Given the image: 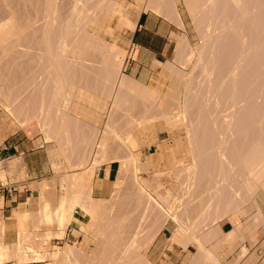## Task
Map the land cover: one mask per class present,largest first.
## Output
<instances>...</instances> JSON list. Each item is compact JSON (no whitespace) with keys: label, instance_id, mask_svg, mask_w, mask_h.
Returning <instances> with one entry per match:
<instances>
[{"label":"bare ground","instance_id":"1","mask_svg":"<svg viewBox=\"0 0 264 264\" xmlns=\"http://www.w3.org/2000/svg\"><path fill=\"white\" fill-rule=\"evenodd\" d=\"M183 1L198 43L193 45L187 33L177 36L175 58L156 62L162 67L159 78L175 79L169 93L183 88L180 101L171 94L162 96L159 85H145L124 72L129 51L119 31L124 26L135 29L128 10L137 5H126L124 0H0L4 113L20 127L39 125L46 140L56 138L63 147L71 142L75 148L71 152L69 146L68 153L76 158L70 163L79 167L60 176L64 193L57 204L41 191L35 219H31L38 225L37 218L42 220L48 208L46 213L55 215L50 234L61 237L72 222L74 207L79 206L88 216L79 228L93 235L103 251L96 260L71 243L55 246L53 251L38 250L43 243L38 237L45 234L23 224L17 240L8 243L3 223L0 264L10 260L32 264L34 259L52 264H154L148 250L166 227L172 231L169 240L184 248L189 243L197 246L184 264H223V245L264 226V0ZM143 3L146 10L154 9L187 29L176 0ZM85 91L102 94L105 107L109 101L101 132L85 121L86 116L97 115L95 108L75 103L70 109L62 104L65 92L97 103L98 98L85 96ZM158 119L172 127L183 125L190 141L193 161L171 170L180 178L177 195L170 188L168 195L159 192L158 177L165 171L154 174L156 187L139 176L142 152L136 129ZM69 155H65L67 161ZM82 157L90 163L84 170ZM104 160L119 162L118 175L111 195L95 198L93 178L87 172ZM0 179H6L1 166ZM149 186L155 187L153 192ZM118 193L126 195L125 202L116 200ZM171 198L181 206L176 207ZM250 201L253 212L246 208ZM121 206L126 207L121 214L120 209L114 211ZM137 213L147 225L136 226ZM241 214L248 215L246 222L240 221ZM226 218L235 226L222 233L217 224ZM26 249L38 251L26 255ZM247 251L243 247V254Z\"/></svg>","mask_w":264,"mask_h":264},{"label":"crops","instance_id":"2","mask_svg":"<svg viewBox=\"0 0 264 264\" xmlns=\"http://www.w3.org/2000/svg\"><path fill=\"white\" fill-rule=\"evenodd\" d=\"M124 2L126 5H137V8L132 6L133 8L130 7L128 10L130 19L136 24L135 29L126 28V32L121 34L129 51L124 72L145 85H149L154 75L160 72V65H156V62L165 63L173 60L179 42L177 36H182L184 33L189 35V32L187 29L184 30L177 26L174 21L164 14L155 12L154 9L146 10L144 8L145 4H141L142 0H124ZM183 20L187 28L186 20L184 18ZM93 111H96L94 113L97 115L89 117L91 120L85 121L89 125L97 126V129H100L104 125L102 124L104 116L101 115L103 112L100 109ZM98 121L100 122L99 125ZM44 136L43 131L37 124L19 126L16 129L9 130L6 125L0 123V166L6 176L5 180H0L4 184L8 183L16 187V190H13L0 186V219L3 221L1 223H5L4 239L8 243L17 240L22 224L25 229H31L33 220L30 219L35 217L31 213L35 212V206L40 202L42 190L47 193L52 203L57 204L59 202L60 176L72 171L70 170L71 163L69 165L67 163L69 158L67 156L66 159L65 155H69V146H71V149L73 148L72 150L69 149L73 152L75 145L64 143L65 149L60 140L53 138L46 140ZM51 139L53 140L51 141ZM184 142V137L162 135L148 138V140L144 138L141 143L139 141L138 151L142 152L139 163L141 167L139 176L151 185H154V174H156L157 169L165 171L168 176H175V173L171 172L174 167L173 160L177 161L181 157L183 149L181 145ZM52 147L53 149H51ZM60 147L61 150L59 151ZM71 156L69 155L70 158L73 157L71 161L74 162L76 155ZM118 169L119 162L117 160L103 162L95 168L93 178V196L95 198H104L111 195L115 187L114 182L117 179ZM172 181L174 183V179ZM79 209L78 207L75 209L72 222L62 240L76 238V235L81 231L79 226L84 221L85 215ZM234 226L235 224L228 218L217 224L222 233L228 232ZM171 235L172 231L166 227L149 248L148 255L154 264L158 263V257L163 256L172 258L164 260L166 263L162 264H179V260L173 257L183 255L185 249L189 247V245L184 249L178 246L166 247L165 245ZM195 247L196 250L197 246L195 245ZM243 247L248 249L245 254H243ZM194 251H191L190 254ZM220 252L223 264H264V226L258 228L253 235H247L244 239H238L236 242L226 243L220 248ZM4 264H14V262L8 261Z\"/></svg>","mask_w":264,"mask_h":264},{"label":"rangeland","instance_id":"3","mask_svg":"<svg viewBox=\"0 0 264 264\" xmlns=\"http://www.w3.org/2000/svg\"><path fill=\"white\" fill-rule=\"evenodd\" d=\"M143 1V0H142ZM176 2H177V4H178V7H179V10H180V12H181V15H182V17L186 20V23H187V30H188V32H189V38H190V41H191V43L193 44V45H196L197 43H198V39H197V37H196V35H195V31H194V27H193V25H192V21H191V18H190V16H189V14H188V11L186 10V6H185V3H184V1L183 0H176ZM117 20H115L114 21V26H116V24H117V22H116ZM126 28H128V27H126V26H124V28L123 29H120V31H119V34L121 35L123 32H126ZM125 65H126V63H125ZM188 69V68H187ZM162 70V67L160 66V71ZM159 74H160V72L159 73H157V74H155L154 75V77L152 78V81H151V83L149 84V85H159V88H160V91H161V94H162V96H165V95H168V94H171V95H173V96H175V97H178L179 99H180V101H182L183 99V97H184V92H183V88H177L176 89V92H174V93H169L170 91H169V88L173 85V83H174V78H168V77H164V78H159ZM160 79V80H159ZM159 83V84H158ZM162 84V85H161ZM168 86V87H167ZM179 89V90H178ZM85 92H87V93H85L84 95L85 96H95L96 98H98L97 99V103H90L89 102V100H87V99H78V96H77V94L76 95H74V96H70L69 94H68V92H65L64 94H63V96H62V104H63V106H68L70 109H72L73 107L72 106H74L75 105V103H80V106L81 107H89V108H95V109H100V110H102V112H103V115H104V121L102 122V124H104L103 125V127L105 126V123H106V121H107V119L106 118H108V108L110 107L108 104H109V101L106 99V102H107V104H106V107L104 106V100H105V98H104V96L101 94V95H98V91H85ZM93 92H95V93H93ZM176 93V94H175ZM91 94V95H90ZM100 94V93H99ZM98 96V97H97ZM101 98V99H100ZM64 99V100H63ZM102 99H103V101H102ZM102 102V103H101ZM82 105H84V106H82ZM1 106H3V105H1V103H0V123L2 122L3 123V121H4V123H3V125H6L7 127H8V129L9 130H13V129H16V128H18L19 126H18V123L17 122H15V120L12 118V117H8V115H6L5 113H4V106L3 107H1ZM106 108V109H105ZM107 111V112H106ZM4 118V119H3ZM89 119V116H86L85 117V120H88ZM12 120V121H11ZM14 124H13V123ZM12 124V125H11ZM10 125V126H9ZM16 125V126H15ZM183 125H181L180 123L178 124V125H174L173 127H172V123L171 124H169L165 119H158L157 121H155V122H153L152 124H146V125H142L140 128H137L136 129V131L137 132H139L140 133V137H139V141H142V139H144V138H149V139H151V138H154V137H156V136H158V135H162V136H171V137H184V144L183 145H181L182 146V154H181V157L176 161V160H173V163H174V167L171 169V170H173V171H175L176 169L178 170L179 168H181V167H183L184 165H186V164H188L189 162H191V161H193V156H192V154H191V152H190V147H189V145H190V141H189V138H188V136H186V130H185V127L183 126ZM12 127H13V129H12ZM103 127H101L100 129H98L97 131L99 132V130H100V132H101V129H103ZM142 128V129H141ZM151 129V130H150ZM177 130V131H176ZM184 130V131H183ZM44 133V132H43ZM100 134V133H99ZM54 139V138H53ZM56 139V138H55ZM71 143V142H70ZM69 142H68V144H70ZM72 144V143H71ZM187 148V149H186ZM85 154H87V152H85L84 153V155ZM89 154V153H88ZM95 154V156L98 154V153H93V155ZM74 155H76V154H74ZM73 154H72V156H74ZM83 155V153H82V156H84ZM87 156V155H86ZM86 156H84V157H86ZM98 156H99V154H98ZM92 157V153H91V155H90V158ZM83 158V157H82ZM84 160H85V162H84V164L83 165H81V169L82 170H84V169H87L88 167H89V164L90 163H88V160H86L85 158H83ZM69 160V159H68ZM105 161V160H104ZM69 163L70 162H72L71 161V158H70V161H68ZM89 162H90V160H89ZM105 162H107V161H105ZM103 163V162H102ZM176 163V164H175ZM101 164V163H100ZM99 164V165H100ZM139 165V164H138ZM98 166V165H97ZM96 166V167H97ZM70 167H71V169H73L74 167H72L71 165H70ZM85 167V168H84ZM96 167H94V168H96ZM78 168L79 167H75L73 170H72V172L73 171H75V170H78ZM139 169H140V166H139ZM93 170V171H92ZM91 171V172H90ZM90 171H88L87 173L92 177V178H94V174H95V169H91ZM140 171H141V169H140ZM158 171H160V170H156L155 172L157 173ZM172 171V172H173ZM92 172H94V173H92ZM92 173V174H91ZM175 173V172H174ZM175 175H177V174H175ZM155 177V176H154ZM177 177H178V175H177ZM176 176H168V174H166V172L161 176V177H158V178H160L161 180L159 181L160 182V187L158 188L159 189V192H161L162 194H164V195H168V188H170V189H172V191H173V194H178L180 191H181V186L179 185L180 183V178H177ZM174 179V183H172L173 180ZM142 181H144V179H141ZM178 180V181H177ZM179 183V184H178ZM154 186L156 187L157 186V184H156V182H154ZM154 187V188H155ZM148 188H150V186L148 187ZM153 188V186H151V188L150 189H152ZM153 188V189H154ZM153 189H152V192H153ZM64 192L63 191H59L58 192V194L61 196V194H63ZM119 194V193H118ZM122 194V193H121ZM121 194H119L120 196H117L116 197V200L119 202V200L121 201V202H119L120 204L121 203H123V202H125V200H126V195L123 193V195L124 196H122ZM119 198V199H118ZM122 198V199H121ZM125 198V199H124ZM171 202H173V204H175L176 205V207H180L181 206V204L180 203H178V201L176 200V198L174 199V198H171ZM177 202V203H176ZM249 206V207H248ZM252 206V201H250V202H248L247 204H246V208L247 209H250V211L251 212H253L254 210H255V208H252L251 207ZM80 208L79 206H76V207H74V210H73V212L75 211V209L76 208ZM120 207V206H119ZM122 207V206H121ZM118 208V207H117ZM114 208V211L116 212V211H118L119 209V211H118V213H120L121 214V212H123L124 211V209L126 208V207H122V209L121 208ZM117 209V210H116ZM79 210H81L82 212H83V210L80 208ZM126 210V209H125ZM48 211H50L48 208H47V210L45 211V212H43V218H42V220L40 219V218H37V219H39L38 220V225H37V223H35V225L36 226H34V221H33V225H32V227H31V229H29V230H31V231H40V232H43L44 234H45V236H42V237H38L39 239H38V241H41V242H43L42 243V247L40 248V249H38V250H41V251H53L54 249H55V246H57V247H60V248H62V247H64L65 246V244L66 243H71V244H73V245H76V246H78V247H81V248H83L84 250H86V251H88L94 258H96V260L97 259H100L101 258V255H100V253L99 252H101L100 251V249L102 248H100V245L98 244V242H97V240H96V238L93 236V235H91V234H87L86 232H84V231H80L76 236V238H71V239H63L62 240V238L64 237V235H65V233H66V230H67V228L68 227H66V229H64L63 230V234H62V236L61 237H57V236H55L54 235V237H52V235L50 234V232L51 231H53L54 229H55V222H54V220H52V217L53 218H55V215H54V213L52 214L51 212H49V214H47L48 213ZM47 212V213H46ZM31 213V212H30ZM84 213V212H83ZM31 214H33V215H36V209H35V212L34 213H31ZM114 214H116V213H114ZM138 214H139V216H138ZM53 215V216H52ZM84 215H85V218L83 219L84 221H87L88 220V216H87V214H85L84 213ZM143 217V220L145 219L144 218V216L143 215H141L140 213H137V214H135L134 215V219H135V222L134 223H137V225L136 226H144V225H147L148 223H146L145 221H143L142 219L140 220V218L139 217ZM139 218V219H138ZM249 217H248V215H246L245 216V218H244V215H242L241 214V216H240V220H243V221H246L247 219H248ZM34 219H35V217H34ZM137 219V220H136ZM28 220V219H27ZM30 220H32V219H30ZM146 220V219H145ZM39 221H40V223H39ZM42 221V222H41ZM51 221H52V223H51ZM137 221H140V222H137ZM1 222H3L2 221V219H0V224H3V223H1ZM71 224V223H70ZM69 224V225H70ZM4 225H5V223H4ZM68 225V226H69ZM131 225V224H130ZM135 225V224H134ZM133 226V225H132ZM22 227L24 228V225H22ZM261 226H259L258 228H260ZM262 227H263V225H262ZM257 228V229H258ZM49 232V233H48ZM52 233V232H51ZM75 233V232H74ZM130 235V234H132V233H127V235ZM50 236H51V238H50ZM57 237V238H56ZM45 241V242H44ZM171 240H169L168 242H167V244L165 245L166 247H169V248H171V247H173V246H178V247H182L183 249H184V247H183V245H181V243L180 242H178V243H176V242H173V241H171ZM155 242V241H154ZM153 242V243H154ZM153 243L151 244V246L153 245ZM212 244H213V242H212ZM211 244V245H212ZM98 245H99V247H98ZM150 246V247H151ZM100 248V249H98V248ZM149 247V248H150ZM185 248H187V247H185ZM195 245L193 244V243H191V244H189V247L187 248V249H185V251H184V253H183V255H181V256H178V257H173L174 259H178L179 260V264H184V260H185V258L190 254V252L191 251H194L195 250ZM34 250V249H26V250H24L23 252L24 253H26V255H33V254H35V251H38V250ZM102 250V249H101ZM103 252V251H102ZM101 252V253H102ZM149 258H150V256H149ZM172 257H170V256H163V257H158V263L157 264H162V263H166L165 261L167 260V259H171ZM151 260V259H150ZM165 260V261H164ZM10 261H13L14 262V264H17V262L16 261H14V260H10ZM8 262V261H7ZM32 264H34V263H40V264H52V262L51 261H46V260H44V261H41V260H39V259H34V260H32V261H30ZM50 262V263H49ZM4 263H6V262H4ZM4 263H2V264H4ZM156 264V263H155Z\"/></svg>","mask_w":264,"mask_h":264},{"label":"built area","instance_id":"4","mask_svg":"<svg viewBox=\"0 0 264 264\" xmlns=\"http://www.w3.org/2000/svg\"><path fill=\"white\" fill-rule=\"evenodd\" d=\"M0 186H3V187H7V188H10V189H13V190H16V187L14 185H11V184H4L2 183V181L0 180Z\"/></svg>","mask_w":264,"mask_h":264}]
</instances>
